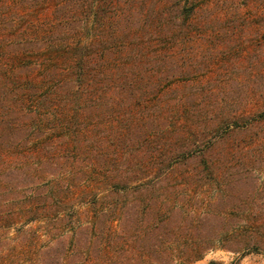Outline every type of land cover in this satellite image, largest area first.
<instances>
[{
    "label": "trees",
    "instance_id": "16d2710c",
    "mask_svg": "<svg viewBox=\"0 0 264 264\" xmlns=\"http://www.w3.org/2000/svg\"><path fill=\"white\" fill-rule=\"evenodd\" d=\"M92 5L59 1L46 24L33 21L26 45L0 60V235L6 227L36 233L27 225L43 222L48 234L103 236L99 249L91 240L66 249V264H188L218 247L263 251L264 186L237 199L229 188L225 201V158L210 145L204 154L191 149L189 108L169 100L189 71L175 69L168 53H147L146 40L128 39L121 25L109 38L105 21L97 26L108 10ZM197 158V171L175 173ZM203 172L216 190L204 216L166 191L175 178L187 183ZM18 245L23 255L33 240ZM4 256L1 264L15 263Z\"/></svg>",
    "mask_w": 264,
    "mask_h": 264
},
{
    "label": "rangeland",
    "instance_id": "374dc122",
    "mask_svg": "<svg viewBox=\"0 0 264 264\" xmlns=\"http://www.w3.org/2000/svg\"><path fill=\"white\" fill-rule=\"evenodd\" d=\"M59 1L0 0V60L12 56L22 47V42H28V29L33 21L46 24ZM88 4H93L95 12L100 8L108 10V17L99 16L97 26L101 29L105 21L109 38L121 25L128 39L146 40L147 53L153 49H158L160 54L168 53L175 69L189 71L185 80L180 77L175 81L169 100L181 108H189L187 127L190 125L196 131L187 135L191 149L204 154L210 145V150L225 158L220 169L223 177L220 193L225 189L224 200L230 189L237 199L251 196L254 186L263 187L264 0H88ZM98 29L96 32L101 34ZM166 39H172L171 43L161 46ZM231 156L232 164L228 162ZM199 160L177 165L175 173L181 176L197 171L194 163ZM198 168L204 170L203 166ZM229 175L233 177L232 184L228 181ZM200 177L187 183L175 178L166 191H173L174 202L179 206L186 204L190 214L204 216V202L216 190L214 186L204 185V172ZM225 205L229 204H223L222 210L227 211ZM74 209L81 212L84 220L88 219L84 203L76 202ZM41 224L27 225L26 229L36 227V233H17L15 227H6L0 235V264L3 254L6 259L13 255L14 264H44L45 261L58 264L61 259L66 264V249L91 240L96 250L105 240L97 232L48 234ZM29 240H33V248L18 254L22 250L18 243L28 246ZM48 245H51L49 249ZM210 261L264 264V250L241 254L218 247L188 264ZM74 262L75 259L69 258L67 264Z\"/></svg>",
    "mask_w": 264,
    "mask_h": 264
}]
</instances>
